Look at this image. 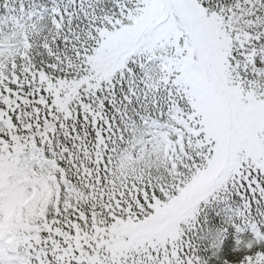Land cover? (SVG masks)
<instances>
[{
	"label": "snow or ice",
	"instance_id": "obj_1",
	"mask_svg": "<svg viewBox=\"0 0 264 264\" xmlns=\"http://www.w3.org/2000/svg\"><path fill=\"white\" fill-rule=\"evenodd\" d=\"M0 264H264V0H0Z\"/></svg>",
	"mask_w": 264,
	"mask_h": 264
}]
</instances>
